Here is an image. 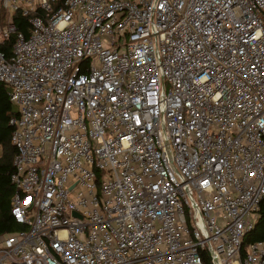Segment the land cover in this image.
Here are the masks:
<instances>
[{
    "label": "built area",
    "instance_id": "obj_1",
    "mask_svg": "<svg viewBox=\"0 0 264 264\" xmlns=\"http://www.w3.org/2000/svg\"><path fill=\"white\" fill-rule=\"evenodd\" d=\"M0 82V264H264V0H0Z\"/></svg>",
    "mask_w": 264,
    "mask_h": 264
},
{
    "label": "trees",
    "instance_id": "obj_2",
    "mask_svg": "<svg viewBox=\"0 0 264 264\" xmlns=\"http://www.w3.org/2000/svg\"><path fill=\"white\" fill-rule=\"evenodd\" d=\"M14 21L25 33L28 32L25 18L14 15ZM12 40L13 36L10 38V41ZM6 50L10 53V49L6 48ZM14 115H17V109L9 99L8 88L0 82V236L26 229L24 225L17 223L11 214V198L16 187L11 182L10 175L13 171L16 149L10 141L12 126L9 125V118ZM254 241H264V200L261 202L255 226L243 237L242 251ZM203 257L205 264H211L206 253Z\"/></svg>",
    "mask_w": 264,
    "mask_h": 264
},
{
    "label": "rangeland",
    "instance_id": "obj_3",
    "mask_svg": "<svg viewBox=\"0 0 264 264\" xmlns=\"http://www.w3.org/2000/svg\"><path fill=\"white\" fill-rule=\"evenodd\" d=\"M13 107H14L15 109H17V106H16L15 104H13Z\"/></svg>",
    "mask_w": 264,
    "mask_h": 264
},
{
    "label": "water",
    "instance_id": "obj_4",
    "mask_svg": "<svg viewBox=\"0 0 264 264\" xmlns=\"http://www.w3.org/2000/svg\"><path fill=\"white\" fill-rule=\"evenodd\" d=\"M74 214H76V213H74Z\"/></svg>",
    "mask_w": 264,
    "mask_h": 264
}]
</instances>
